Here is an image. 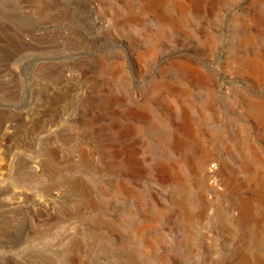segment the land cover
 <instances>
[{"label": "rangeland", "instance_id": "obj_1", "mask_svg": "<svg viewBox=\"0 0 264 264\" xmlns=\"http://www.w3.org/2000/svg\"><path fill=\"white\" fill-rule=\"evenodd\" d=\"M148 1L0 0V264H264V0Z\"/></svg>", "mask_w": 264, "mask_h": 264}, {"label": "bare ground", "instance_id": "obj_2", "mask_svg": "<svg viewBox=\"0 0 264 264\" xmlns=\"http://www.w3.org/2000/svg\"><path fill=\"white\" fill-rule=\"evenodd\" d=\"M159 2H161V0H158V1L157 0H149L146 4L143 5V9L149 7L152 4H157ZM178 4H179L178 6H179L181 11H187L189 9V6L185 5L184 3H178ZM200 63L202 64L201 66H204L207 64V63L205 64L201 61H200ZM176 67L179 68L180 70L184 71L189 67V64H187L185 62L177 63ZM215 72L217 73V70H215ZM244 72L248 76L250 75V76L256 77L258 79H261L263 77V75H264V51L261 55H258L257 59H252V60L245 62ZM252 112L256 115L259 122L264 123V104H261V105L260 104H253ZM185 118H186V115H183L182 119L184 121L186 120ZM256 176H257V174H256ZM175 178L179 180L180 176L178 174H175ZM253 180H254V177L251 178V181H253ZM175 203L178 204V207H179L180 213H181V217L187 222L186 223L187 226H185L186 234L188 233V236H190L191 230H190V226H189L190 224L189 223L192 221V215L184 209L185 205L181 201L176 200ZM199 206L205 207V204L203 203V201L199 202ZM237 218L238 219H244L247 222V224H251V226H253V228H256V229L262 224V221H263L261 219L256 218L253 215L249 204L246 202H243L242 205L237 209ZM138 230L141 231L142 227H139Z\"/></svg>", "mask_w": 264, "mask_h": 264}, {"label": "water", "instance_id": "obj_3", "mask_svg": "<svg viewBox=\"0 0 264 264\" xmlns=\"http://www.w3.org/2000/svg\"><path fill=\"white\" fill-rule=\"evenodd\" d=\"M216 75H217L218 77H220V70L217 71ZM221 80H222V86H223V87L226 86V85H227V83H226V78H221ZM27 102H28V98H25V100H24V105H26ZM5 107H6V106H5L4 104H1V103H0V108H5Z\"/></svg>", "mask_w": 264, "mask_h": 264}]
</instances>
